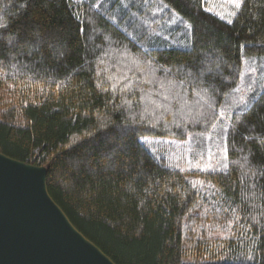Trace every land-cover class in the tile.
Wrapping results in <instances>:
<instances>
[{
  "label": "trees",
  "instance_id": "16d2710c",
  "mask_svg": "<svg viewBox=\"0 0 264 264\" xmlns=\"http://www.w3.org/2000/svg\"><path fill=\"white\" fill-rule=\"evenodd\" d=\"M206 4L0 0V153L115 264H264V0Z\"/></svg>",
  "mask_w": 264,
  "mask_h": 264
},
{
  "label": "water",
  "instance_id": "95a60500",
  "mask_svg": "<svg viewBox=\"0 0 264 264\" xmlns=\"http://www.w3.org/2000/svg\"><path fill=\"white\" fill-rule=\"evenodd\" d=\"M47 174L0 153V264H115L52 199Z\"/></svg>",
  "mask_w": 264,
  "mask_h": 264
},
{
  "label": "rangeland",
  "instance_id": "374dc122",
  "mask_svg": "<svg viewBox=\"0 0 264 264\" xmlns=\"http://www.w3.org/2000/svg\"><path fill=\"white\" fill-rule=\"evenodd\" d=\"M207 2V10L219 18L223 15V19L228 21H233L235 16L231 15V12L236 11L234 5L230 4V0H206ZM160 11H163V7ZM222 19V18H221ZM171 24H176V17H172V21L169 22ZM171 24H167V27H164V30H168L172 27ZM162 24L159 28L161 31ZM141 141L150 149L154 154L158 155L161 159H170L173 158L171 162L172 166H175L180 169H185L183 158V153L185 156V143L178 142L170 139H156L145 137L142 138Z\"/></svg>",
  "mask_w": 264,
  "mask_h": 264
},
{
  "label": "snow or ice",
  "instance_id": "6c2138e0",
  "mask_svg": "<svg viewBox=\"0 0 264 264\" xmlns=\"http://www.w3.org/2000/svg\"><path fill=\"white\" fill-rule=\"evenodd\" d=\"M243 3H244V0H230V4L234 5V8H235L236 11H238V10L241 9ZM236 11L231 12V15H232V16H235V15H236ZM221 18H222V19L224 18L223 15H221ZM228 23H232V21H231V20H228ZM4 27H5V25L0 24V28H4ZM166 99H167V97H166ZM196 103L199 104L200 101H197ZM209 106H211V105H209ZM197 143H199V142H197ZM225 150H226V149H225ZM209 152H210V150H209ZM196 154H199L200 158L203 159V153H197L196 150H194V156H195ZM209 158H211V157H209ZM197 167H198V165H197ZM182 170H183V169H182ZM198 170H200V171H205L206 169H203V168H199V167H198ZM213 170H214V169H213ZM193 186L195 187V185H193Z\"/></svg>",
  "mask_w": 264,
  "mask_h": 264
}]
</instances>
